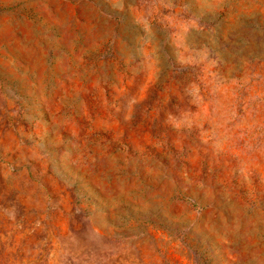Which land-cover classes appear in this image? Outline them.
<instances>
[{
  "label": "rangeland",
  "instance_id": "374dc122",
  "mask_svg": "<svg viewBox=\"0 0 264 264\" xmlns=\"http://www.w3.org/2000/svg\"><path fill=\"white\" fill-rule=\"evenodd\" d=\"M0 264H264V0H0Z\"/></svg>",
  "mask_w": 264,
  "mask_h": 264
}]
</instances>
